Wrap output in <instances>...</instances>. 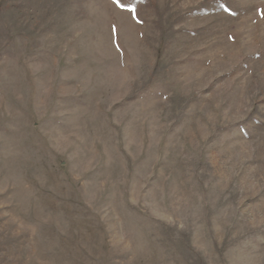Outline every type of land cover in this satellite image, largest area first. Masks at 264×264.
Returning a JSON list of instances; mask_svg holds the SVG:
<instances>
[{
  "label": "rangeland",
  "instance_id": "374dc122",
  "mask_svg": "<svg viewBox=\"0 0 264 264\" xmlns=\"http://www.w3.org/2000/svg\"><path fill=\"white\" fill-rule=\"evenodd\" d=\"M262 10L0 0V264H264Z\"/></svg>",
  "mask_w": 264,
  "mask_h": 264
},
{
  "label": "snow or ice",
  "instance_id": "6c2138e0",
  "mask_svg": "<svg viewBox=\"0 0 264 264\" xmlns=\"http://www.w3.org/2000/svg\"><path fill=\"white\" fill-rule=\"evenodd\" d=\"M117 2L119 3V0H117ZM121 6H123V5H121ZM130 11L135 12V9L132 8V9H130ZM262 15H264V10H262Z\"/></svg>",
  "mask_w": 264,
  "mask_h": 264
}]
</instances>
